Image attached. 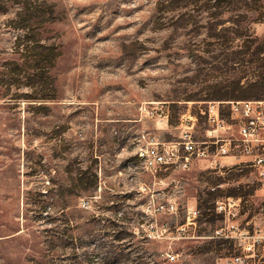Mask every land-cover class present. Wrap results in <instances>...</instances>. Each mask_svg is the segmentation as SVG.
<instances>
[{
	"label": "rangeland",
	"instance_id": "obj_1",
	"mask_svg": "<svg viewBox=\"0 0 264 264\" xmlns=\"http://www.w3.org/2000/svg\"><path fill=\"white\" fill-rule=\"evenodd\" d=\"M236 3L0 0V264L249 255L244 239L212 236L229 199L240 230L264 236V188L250 162L195 157L188 169L155 170L141 157L154 137L211 141L210 102L230 121L231 102L264 101L246 88L232 32L233 19L256 12ZM254 30L264 38V21ZM249 260L264 264V240Z\"/></svg>",
	"mask_w": 264,
	"mask_h": 264
},
{
	"label": "built area",
	"instance_id": "obj_2",
	"mask_svg": "<svg viewBox=\"0 0 264 264\" xmlns=\"http://www.w3.org/2000/svg\"><path fill=\"white\" fill-rule=\"evenodd\" d=\"M220 105V102L209 103V122L212 123L211 133L214 134L211 141L204 142L202 146L194 140L192 133L187 131L180 143L160 146L154 137L149 146L141 152L147 168L157 170L178 165L188 169L195 157L210 158L212 164L216 165H219L218 158L233 157L241 162H250L264 188V101L231 102L230 121L223 117ZM225 133L229 134L225 136ZM239 209V202L232 199L226 203L218 202L216 207V211L224 215L225 226L216 230L212 237L244 239V250L249 254L230 257L225 264H250L249 258L256 253V248L264 240V236L251 235L240 230L237 222ZM196 214L189 212V217ZM169 257L175 259L174 255Z\"/></svg>",
	"mask_w": 264,
	"mask_h": 264
},
{
	"label": "trees",
	"instance_id": "obj_3",
	"mask_svg": "<svg viewBox=\"0 0 264 264\" xmlns=\"http://www.w3.org/2000/svg\"><path fill=\"white\" fill-rule=\"evenodd\" d=\"M237 0H215L217 9L220 7H233L237 4ZM244 2L247 7V11H254V15L238 16L237 19H233L232 23L234 27L232 32L234 40L241 39L245 50L244 56V78L247 79L246 88L250 91L255 90L258 92V97L264 93V38H259L254 30L256 24L264 21V0H239ZM231 11V10H228ZM233 43H236L233 41ZM236 54V53H235ZM237 58H233V69L236 68Z\"/></svg>",
	"mask_w": 264,
	"mask_h": 264
},
{
	"label": "crops",
	"instance_id": "obj_4",
	"mask_svg": "<svg viewBox=\"0 0 264 264\" xmlns=\"http://www.w3.org/2000/svg\"><path fill=\"white\" fill-rule=\"evenodd\" d=\"M217 162L219 163V165H222L221 163L230 162V159L228 157H221L220 162L218 161V159H217Z\"/></svg>",
	"mask_w": 264,
	"mask_h": 264
}]
</instances>
